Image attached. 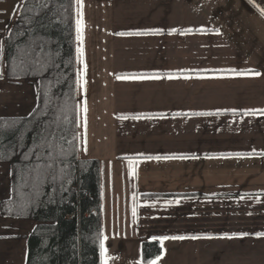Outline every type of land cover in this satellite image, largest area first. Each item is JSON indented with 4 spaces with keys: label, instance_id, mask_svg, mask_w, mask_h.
I'll list each match as a JSON object with an SVG mask.
<instances>
[{
    "label": "crops",
    "instance_id": "crops-1",
    "mask_svg": "<svg viewBox=\"0 0 264 264\" xmlns=\"http://www.w3.org/2000/svg\"><path fill=\"white\" fill-rule=\"evenodd\" d=\"M6 3L0 34L18 2ZM82 11L88 83L77 120L87 123L78 127V157L101 164L109 264H148L143 244L161 246L153 239L161 236L187 238L163 241L157 264H264V15L248 0H83ZM136 32L148 34L119 35ZM153 75L160 78H130ZM6 84L0 79V103L19 107L5 104L0 117L26 116L21 98H1ZM181 156L196 158L147 159ZM0 186L1 203L11 195L9 174ZM36 226L0 217V264H26Z\"/></svg>",
    "mask_w": 264,
    "mask_h": 264
},
{
    "label": "trees",
    "instance_id": "trees-1",
    "mask_svg": "<svg viewBox=\"0 0 264 264\" xmlns=\"http://www.w3.org/2000/svg\"><path fill=\"white\" fill-rule=\"evenodd\" d=\"M42 0H27L18 18L11 24L5 36L6 77L10 80L36 79L39 99L37 105L43 106V100L50 101L49 117L59 118V135L66 139L58 143L68 148V141L77 135V100L75 67V23L74 0H52L47 8L41 7ZM28 9L26 12L25 9ZM37 21L46 27H38ZM23 33V35H17ZM43 43L50 50L52 60L59 64L44 76L24 75L20 68L13 74V63L19 64L18 51L28 48L32 42ZM59 51L60 55L55 53ZM71 61V63H68ZM43 85V88L40 87ZM48 96L45 97L44 93ZM36 105V107H37ZM67 105V113L60 109ZM35 107V109H36ZM32 116L6 117L4 121L21 120L18 130L0 129L5 134V142L0 151L9 153V144L19 140L20 131L25 124L33 128L25 134V147L17 148L15 154H9L0 163H8L11 170V197L0 204V214L12 219H24L37 223L28 238V257L26 264H102L100 240L102 232L101 202V165L97 160H80L76 154L69 155L64 164H58L56 179L49 177L42 186L35 189L21 187L25 181H32V176L22 153L32 144L35 135L34 126L28 121ZM65 119L72 123H65ZM67 129V131H65ZM78 150V140L72 141ZM64 159L63 157H61ZM64 171L61 172L60 169ZM23 176V179L21 178ZM29 194L28 207L21 213L20 193ZM153 198V197H152ZM170 198V197H168ZM173 198V197H172ZM143 260L148 263L161 254L159 243L145 242L142 248Z\"/></svg>",
    "mask_w": 264,
    "mask_h": 264
},
{
    "label": "snow or ice",
    "instance_id": "snow-or-ice-1",
    "mask_svg": "<svg viewBox=\"0 0 264 264\" xmlns=\"http://www.w3.org/2000/svg\"><path fill=\"white\" fill-rule=\"evenodd\" d=\"M52 2V0H42L41 7L47 8L48 4ZM76 5V39L78 41V45L76 48V63L83 65V68H77L76 69V80H75V87L76 92L79 93L81 89L84 90V92H87L86 85L88 83L87 79L85 78L87 76V70H88V64L85 62V51L83 47V41H84V20H83V0H74ZM250 4H253L257 9H259V12L261 15H264V7H261L260 4L256 3V0H248ZM19 7V6H18ZM25 11L27 12L28 9L26 8ZM38 27H46L42 22L37 21ZM148 33L146 32H136V33H119V35H146ZM17 35H23V33H17ZM53 53L50 50L46 49V45L43 43L37 44L35 41L32 42V44L29 45L28 48H20L18 51V59L19 64L13 63V74H16V69L20 68L21 72L24 75H35L38 77H43L44 74L52 68H58L59 64L55 63L52 58ZM56 56H59L60 53L57 51L55 53ZM3 58H4V42L0 41V79H3ZM68 63H71V61H68ZM230 71L236 72L237 75H245L247 73L245 72H237L235 69H231ZM260 73H255V75H259ZM129 77H118V79H127ZM133 79H159L160 77L158 75L153 76H136V77H130ZM169 78H172L171 75H169ZM41 88H43V85H40ZM45 97L48 96V93H44ZM39 99V94H38ZM49 106L50 101L48 99L43 100V106L41 107L40 104L37 105L36 109L33 110L35 113L34 119L28 121V124H31L34 126L35 129V135L32 138V144L31 146L27 147V150L22 153L23 159L25 161H32L30 165H26L28 167L29 172L31 174H34L32 176V181H25L21 187H30L35 189L38 186H42L44 182L51 177L53 180L56 179V168L58 164H64L68 162L66 158L69 155L76 154L78 158V150L75 144H73L72 141H75L78 139L77 135L74 133L72 136V141H68L69 147L64 148L61 146L58 141L66 139L63 135H59V128H60V121L59 118L54 119H47L45 118L49 117ZM61 112L67 113L68 108L67 105H65L64 108L60 109ZM83 113H87L88 109L86 106V101L84 102V107L81 109ZM233 112L236 110L233 109ZM257 110H247L245 112V115L248 114H255ZM261 114H264V110H259ZM30 116L33 115V113L29 114ZM197 115H213V113H197ZM121 119H127L128 117H120ZM140 116H133L132 119H140ZM145 118H151V117H145ZM23 121L17 119L12 121H4L3 124H0V129H9V130H18L17 126L21 125ZM65 123H72V121H69L65 119ZM86 115L79 117L76 122V127H80L81 125H84L86 127ZM20 136L19 140L15 144H9V153H6L4 151H0V160H4L8 158L9 154H15V150L17 148H23L25 145L23 144L24 136L27 132L33 131V128L28 127L27 124L24 125L22 129H19ZM67 131V129H65ZM5 134L4 132L0 131V145L4 144L5 142ZM86 144V141L84 142ZM84 151H86V147L84 148ZM63 157L64 159H62ZM186 159V158H196V157H148L147 159ZM129 160V167L133 170V175H135V168L133 165L135 164V160L131 157L128 158ZM70 163V162H68ZM61 172L64 171L63 168L60 169ZM23 179V176L21 177ZM22 203L20 204V212L22 213L27 207L29 200L26 199V197L29 194H26L24 192L20 193ZM135 200V196L133 197ZM168 203H171L169 201ZM176 203L178 204L179 201L177 200ZM132 215L133 217L136 216V207L133 206L132 209ZM242 235H248L247 233H244ZM258 236L264 237V232L257 233ZM187 237L185 236H161V237H153L154 240H159L161 242V246L163 245V241H167L169 239L171 240H184ZM197 237H192V239H196ZM108 240V236H103V238L100 240V257L102 258L103 264H109V261L111 257L109 256L108 248L105 246V241ZM160 256H157L154 260H151L148 262V264H157V262L160 260Z\"/></svg>",
    "mask_w": 264,
    "mask_h": 264
},
{
    "label": "rangeland",
    "instance_id": "rangeland-1",
    "mask_svg": "<svg viewBox=\"0 0 264 264\" xmlns=\"http://www.w3.org/2000/svg\"><path fill=\"white\" fill-rule=\"evenodd\" d=\"M1 1V0H0ZM27 0H8L9 3H6V4H11L13 5L14 3L18 2L17 3V7L14 11V14L10 20V23L9 25L7 26V30L5 33L3 34H0V38L2 39V41L4 42V58H3V63H4V66H5V36L8 34V31L11 27V24L18 18L19 14H20V11H21V8L23 6V4L26 2ZM75 5V4H74ZM19 6V7H18ZM74 23H75V8H74ZM75 25V24H74ZM75 57H76V31H75ZM95 62H97V59L94 58ZM75 67L77 69V63H76V60H75ZM98 68V67H97ZM3 76L6 80V92L5 93H2L1 95V98H6L4 95H9L13 98H21V99H18V102L22 105L21 107H26L28 108V110L30 111L27 115H29L36 107L37 105V99H38V89H37V80L36 79H22V80H10L6 77V68L4 67L3 69ZM77 95L78 93L76 92V100H77ZM8 99V98H7ZM2 103H0V107H4V105H10L11 106V109L14 110V109H17L19 106H17V102L14 101V103H10L11 101L10 100H5V99H2ZM7 102V103H6ZM25 105V106H24ZM4 115L0 117V119L2 118H6L7 117V113L3 112ZM11 113V112H10ZM26 115V116H27ZM77 137H78V127H77ZM78 140V139H77ZM78 144V142H77ZM81 160V159H80ZM90 160V159H89ZM3 164H6L9 165L8 163H0V166H2ZM101 165V164H100ZM6 166H3V169L0 168V177L1 175H6V174H9L10 176V180H11V170H8L6 168ZM10 167V165H9ZM10 184H11V181H10ZM1 187V186H0ZM1 191L2 190H5L3 187L0 188ZM11 197V195L8 197V199ZM153 197V198H152ZM7 198V197H6ZM176 198V197H175ZM179 198V197H178ZM145 200H148L150 202H152L151 200H168V199H172V197L168 198V197H165V196H146L145 198H143ZM174 199V197H173ZM7 199L3 200V201H6ZM1 204V203H0ZM188 209H192V207H188L187 205V210ZM195 214L194 211H190L189 213H186V218L188 215H193ZM241 214V213H240ZM181 216V214H180ZM0 217L2 218H6V219H9L3 215L0 214ZM12 219V218H11ZM187 220V223L190 224L192 222H194V220L192 219H186ZM220 219H217V221H219ZM180 220L177 219V215L176 217L170 222L172 224H177ZM190 224V225H192ZM218 224H221L220 221L218 222ZM224 224V223H222ZM177 230L176 229H171L170 232L171 233H174L176 232Z\"/></svg>",
    "mask_w": 264,
    "mask_h": 264
}]
</instances>
